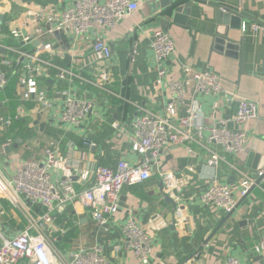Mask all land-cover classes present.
Instances as JSON below:
<instances>
[{"label": "crops", "instance_id": "1", "mask_svg": "<svg viewBox=\"0 0 264 264\" xmlns=\"http://www.w3.org/2000/svg\"><path fill=\"white\" fill-rule=\"evenodd\" d=\"M134 1L139 8L113 28L96 29L76 40L65 33L60 38L46 35L44 40L35 39L27 45L12 40L10 32L20 26L34 5L63 10L73 0L1 3L3 45L34 53L40 43L47 41L55 52L40 55L49 65L43 66L38 85L54 105L53 109L41 112L35 102H25L20 95L19 77L25 75L28 60L21 59L17 53L0 51L11 62L8 85L0 90V121L12 122L8 127L0 126V174L11 181L23 163L42 161L48 147L59 150V160L51 171L55 185L64 181L66 168L76 173L83 168L115 170L121 160L136 165L139 157L132 152L130 140L134 120L145 111L164 115L169 102L168 83L182 80L184 67L213 71L223 79L226 96H205L189 86L184 102L178 107V116L186 117L197 101L201 125H218L224 120L228 129L247 132L246 153L224 155L223 164L213 169L206 161L210 150L221 152L215 145L203 141L170 149L155 163L151 179L123 188L120 210L104 227L97 226L90 211L75 202L57 208L52 237L57 249L67 257L79 245L99 246L107 264H141L126 248L122 230L133 221L152 240L149 264H227L229 258H236L241 264H264L256 251L264 236V184L229 215L202 202V195L214 180L237 188L240 175L234 167L248 176L256 172L248 167V161L254 141L264 140V0H190L192 8L191 14L186 15V25L173 22V14L166 12L164 0ZM217 5L242 16V29H229V40L217 35ZM254 24L260 27L258 31L253 30ZM158 30L168 32L175 44L174 54L165 63L164 78L158 74L151 48L152 34ZM97 37L110 46L109 61L96 60L93 44ZM61 70L71 71L74 76L61 81ZM104 71L110 79L101 88L96 82ZM64 91L93 103L92 112L80 126L60 121L66 103ZM241 100L252 101L259 109L258 119L243 127L235 122ZM116 124L121 126V131H117ZM208 135L204 133L206 138ZM159 170L174 171L184 179L185 185L177 195L166 190ZM91 180L74 183V188L78 192L86 190ZM172 201L177 205L176 210ZM26 210L35 217L46 212L41 205L29 201L13 205L7 199H0V232L5 237H15L27 228Z\"/></svg>", "mask_w": 264, "mask_h": 264}, {"label": "built area", "instance_id": "2", "mask_svg": "<svg viewBox=\"0 0 264 264\" xmlns=\"http://www.w3.org/2000/svg\"><path fill=\"white\" fill-rule=\"evenodd\" d=\"M2 2L4 0H0V8ZM138 8L139 5L134 0H73L72 5L63 10H57L54 6L34 5V8L29 10L31 15L29 14L20 26L11 29L10 38L27 45L35 39L44 40L46 35L60 32L76 40L96 29L113 28ZM259 29L257 24L253 25L254 31ZM25 30L33 31L32 35L30 31ZM2 36L0 24V51L4 49L6 52L17 53L21 59L28 60L24 66L25 75L19 77L22 100L35 102L36 109L41 112L53 109L54 105L47 92L38 85V78L43 75V66L49 65L40 59V55L53 54L55 51L52 43L44 41L38 45L34 53H31L3 45ZM151 48L155 55L158 74L164 78L167 76L165 63L175 52L174 41L168 32L158 30L152 34ZM93 52L99 62L109 61L112 57L110 46L100 37H97L93 44ZM10 64L7 55L0 53V90L8 85ZM184 75L182 80L168 83L169 102L163 116L145 111L132 123L131 149L139 157L138 164L132 165L126 160H121L115 170L105 167H96L92 170L83 168L79 169L78 173L72 168H66L64 181L60 185H55L52 182L51 171L59 160V150L48 147L44 151L42 161L23 163L11 181L0 174V199H7L13 205H18L23 200L29 201L46 209L39 217L26 210L27 228L15 237L7 238L0 232V264H107L99 246L79 245L70 257L57 249L52 237V227L58 207L79 202L90 211L96 225L104 227L108 219L120 210L123 188L151 179L155 163L170 149L203 141L207 145H215L221 152L210 150L206 161L207 166L213 169L223 164L224 155L239 156L246 153L247 132L243 129L237 131L228 129L224 120L219 121L218 125L208 127L201 125L200 106L197 101H194L186 117L178 116V107L184 102L186 88L189 86H193L197 93L205 96H226L228 93L223 86V79L213 71H197L186 66ZM72 76L73 73L68 70H61L59 73L61 81ZM109 79V73L104 71L99 74L96 85L103 88ZM62 95L66 103L60 121L71 126L82 125L92 112L93 103L73 97L67 91ZM214 108H217L216 103ZM258 117L259 109L256 103L240 101L235 118L236 124L243 127ZM11 124L10 120L0 121L1 127H8ZM115 128L121 131L119 124H116ZM205 132L209 133L207 138L204 136ZM234 171L240 175L237 188L221 184L217 180L212 181L202 195L204 205L215 207L228 215L232 214L239 201L246 197L253 187L260 188L264 184V169L255 172L253 176H248L235 167ZM158 175L166 190L174 195H177L185 185L184 179L178 177L174 171L159 170ZM90 180V186L86 190L78 192L74 188V183ZM259 180L261 183L257 185ZM122 230L126 248L134 253L141 264H149L153 255L151 238L133 221L128 222ZM256 251L264 259V236ZM227 264L241 263L236 258H229Z\"/></svg>", "mask_w": 264, "mask_h": 264}, {"label": "water", "instance_id": "3", "mask_svg": "<svg viewBox=\"0 0 264 264\" xmlns=\"http://www.w3.org/2000/svg\"><path fill=\"white\" fill-rule=\"evenodd\" d=\"M164 5L166 7V12H171L173 14V22L186 25V15L191 14L192 2L190 0H164ZM216 21H217V35L222 37L225 40H229L228 31L232 30H241L242 29V16L236 11L221 5L216 6ZM2 20V17H0ZM61 33L55 32L54 36L60 38ZM68 58V56L66 57ZM40 128L43 129L44 125H40ZM9 150V149H8ZM253 163V166L251 165ZM259 163V164H258ZM256 164H258L256 166ZM248 167L256 170V172L264 169V140L256 139L252 145L251 151L249 153ZM261 183V180L258 181L257 185ZM248 193L241 201H239L238 206L245 201V199L251 194L254 189ZM174 209H177L175 202H171Z\"/></svg>", "mask_w": 264, "mask_h": 264}]
</instances>
